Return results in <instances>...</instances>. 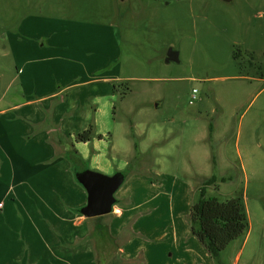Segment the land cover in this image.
<instances>
[{
  "label": "rangeland",
  "instance_id": "374dc122",
  "mask_svg": "<svg viewBox=\"0 0 264 264\" xmlns=\"http://www.w3.org/2000/svg\"><path fill=\"white\" fill-rule=\"evenodd\" d=\"M101 24L104 31L112 24L119 42L102 72L116 78L113 113L104 125L113 129V150L135 153L115 171L126 172L125 179L168 173L194 189L214 175L206 195L241 197L248 219L244 234L221 251L220 263L264 264V141L257 142L264 126V0H0V107L17 100L16 66L33 49L31 33H74ZM169 48L178 61H165ZM104 53L92 56L106 59ZM10 113L7 120L15 124ZM247 134L257 151L245 156ZM61 139L69 155L71 140ZM5 182L16 185L12 176ZM14 199L8 198L12 212L0 214V238L14 242L8 251L27 237L39 240L43 231L31 198L26 209ZM93 230L89 224L94 249L114 254V243Z\"/></svg>",
  "mask_w": 264,
  "mask_h": 264
},
{
  "label": "crops",
  "instance_id": "0c3cea01",
  "mask_svg": "<svg viewBox=\"0 0 264 264\" xmlns=\"http://www.w3.org/2000/svg\"><path fill=\"white\" fill-rule=\"evenodd\" d=\"M91 26L74 33H31L33 49L16 66L17 100L0 107V214L12 212L9 197L25 209L31 198V212L42 216L38 230H43L39 240L22 239L13 251L7 245L14 242L0 238V264H101L97 259L107 264H215L190 233L186 217L194 185L189 180L157 171L129 176L115 192L111 212L100 220L77 211L86 203V192L71 177L72 150L87 168L108 175L135 158L129 147L113 150V129L104 125L113 113L111 83L116 78L102 72L104 61L118 54L115 29L112 24L106 31L102 24ZM20 28L25 31L23 22ZM38 52L48 53L37 58ZM97 52L107 58L92 56ZM13 110L15 124L7 120ZM92 124L96 136L77 142L76 134ZM260 131L257 142L263 143L264 126ZM61 136L71 140L69 155ZM246 139L248 134L242 137L245 156L257 151V144ZM121 151L122 157L117 154ZM7 176L15 187L5 182ZM89 224L105 227L114 237L117 255L94 249Z\"/></svg>",
  "mask_w": 264,
  "mask_h": 264
},
{
  "label": "trees",
  "instance_id": "16d2710c",
  "mask_svg": "<svg viewBox=\"0 0 264 264\" xmlns=\"http://www.w3.org/2000/svg\"><path fill=\"white\" fill-rule=\"evenodd\" d=\"M95 136L93 125H90L87 129L76 134L75 140L86 142ZM70 159L74 173L87 168L85 165L87 162L82 160L76 151L72 150ZM79 166L81 167L79 168ZM118 172L125 179L127 173L124 171ZM216 181L217 178L211 175L198 188L193 189L190 211L186 219L191 235L201 243L215 264H221V251L233 240L244 234L248 227V219L241 197H232L221 201L215 196L206 195L207 187L213 185ZM101 218L102 216H98L93 219L100 220ZM103 228L104 226L100 224L95 225L94 236L100 239L104 238L107 242H114V237ZM115 249H117V246Z\"/></svg>",
  "mask_w": 264,
  "mask_h": 264
},
{
  "label": "water",
  "instance_id": "95a60500",
  "mask_svg": "<svg viewBox=\"0 0 264 264\" xmlns=\"http://www.w3.org/2000/svg\"><path fill=\"white\" fill-rule=\"evenodd\" d=\"M165 61H178V52L169 48ZM73 175L86 192V203L79 212L87 218L110 213L116 202L114 194L124 181L123 175L118 171L108 175L90 168Z\"/></svg>",
  "mask_w": 264,
  "mask_h": 264
},
{
  "label": "built area",
  "instance_id": "2783aa9c",
  "mask_svg": "<svg viewBox=\"0 0 264 264\" xmlns=\"http://www.w3.org/2000/svg\"><path fill=\"white\" fill-rule=\"evenodd\" d=\"M195 92H196V91H194L193 94L191 95V100H194V99L196 98ZM191 100L189 101L190 103L192 102ZM1 205H2V204L0 203V206H1Z\"/></svg>",
  "mask_w": 264,
  "mask_h": 264
}]
</instances>
